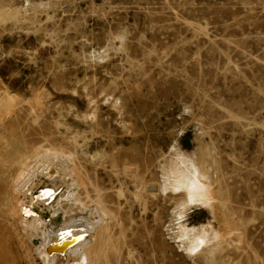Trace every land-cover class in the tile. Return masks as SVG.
<instances>
[{"label": "rangeland", "instance_id": "rangeland-1", "mask_svg": "<svg viewBox=\"0 0 264 264\" xmlns=\"http://www.w3.org/2000/svg\"><path fill=\"white\" fill-rule=\"evenodd\" d=\"M36 199L92 264H264V0H0V264Z\"/></svg>", "mask_w": 264, "mask_h": 264}, {"label": "bare ground", "instance_id": "bare-ground-1", "mask_svg": "<svg viewBox=\"0 0 264 264\" xmlns=\"http://www.w3.org/2000/svg\"><path fill=\"white\" fill-rule=\"evenodd\" d=\"M29 163H30L29 160L24 161L26 168L29 165ZM35 165H32V166H35ZM16 167L18 168V172H19V170H21L20 166H16ZM30 176L31 175L25 176L23 178V181L21 182L19 186L20 189H22L23 187L28 185L30 181H32L31 180L32 176L31 177ZM161 189L162 190L164 189L162 185H161ZM12 199H13V196L9 195V193H6L4 206H7L8 204H10L13 201ZM39 201L40 199H36L34 201L35 203H32L31 204L32 206L30 208H26L27 206L22 205L20 207V211L22 210L24 213L30 214L31 216V219L26 222L25 226L27 228V232L29 233V236L37 235L40 238V243L38 247L36 248V251L42 263L43 264H56V261L60 257L62 258V256H74L76 260L80 259V264H92L94 260H92L91 258L92 256L90 255V252L88 250L89 244L87 245L85 244L84 247H83V243H79L78 245H76L77 244L76 240L78 238H75V236L77 234H81V232H75L73 229L71 228L68 229L67 226H63L62 231L58 232V234L56 235V238L51 239L48 231H45V229H43V227L41 226L43 223L40 219V212L43 210L44 207L49 208V206H46L45 204L42 206L39 203ZM100 208H101L100 209L101 212L103 213V207L101 206V204H100ZM15 214H17V210L15 211ZM74 242L76 243L75 244L76 246L73 248H69V246H71ZM71 264H79V262L73 261Z\"/></svg>", "mask_w": 264, "mask_h": 264}]
</instances>
